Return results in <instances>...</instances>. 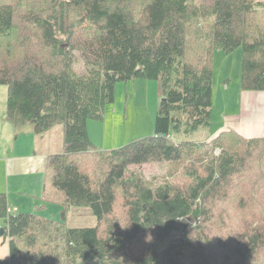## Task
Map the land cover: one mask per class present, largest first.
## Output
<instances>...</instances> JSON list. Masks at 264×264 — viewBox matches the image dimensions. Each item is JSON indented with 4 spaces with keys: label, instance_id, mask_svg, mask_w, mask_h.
<instances>
[{
    "label": "trees",
    "instance_id": "16d2710c",
    "mask_svg": "<svg viewBox=\"0 0 264 264\" xmlns=\"http://www.w3.org/2000/svg\"><path fill=\"white\" fill-rule=\"evenodd\" d=\"M12 1L0 5L6 120L17 133L31 128L40 136L64 126L63 153L48 159L44 192L63 209L58 221L14 213L1 194L10 258L0 264H259L264 227L228 239L205 229L197 240L192 235L213 216L211 203L236 178H248L253 155L264 154V137L235 129L189 137L211 130L218 50L241 49V89L264 91V0H60L49 14ZM195 39L204 47L199 63L187 61ZM142 79L161 85L154 136L97 148L88 122L103 121L118 82ZM229 140L243 149H230ZM152 163L171 168L163 182L130 172ZM97 169L102 174L93 178ZM120 199L121 221L115 218ZM71 209H88L95 226L67 225ZM45 232L43 248L22 250L35 248ZM214 243L226 250L221 258L213 255Z\"/></svg>",
    "mask_w": 264,
    "mask_h": 264
},
{
    "label": "rangeland",
    "instance_id": "374dc122",
    "mask_svg": "<svg viewBox=\"0 0 264 264\" xmlns=\"http://www.w3.org/2000/svg\"><path fill=\"white\" fill-rule=\"evenodd\" d=\"M60 0H23L22 4L24 8L38 4L40 8H45L46 14H49L50 8H55ZM196 4H199L201 0H193ZM12 0H0V5H11ZM204 50L201 41L194 40L188 45V58L189 62L199 63V55ZM242 51L237 50L232 54H225L223 51L218 50L213 60L214 68V80H213V120L212 129L207 131H198L197 133L189 137L190 140H198L204 136H209L216 132L220 125L224 127L226 125L225 117L230 118L233 115H240L244 118V134L253 137H264V118L262 119L261 113L264 110V91H243L241 89L242 79ZM77 62L75 67L78 71L83 69V62L76 57ZM139 82H148L143 87ZM161 85L158 81L149 80H136L135 82H118L116 85V98L115 103L107 106L105 114H107L109 120L107 123V132L104 136V131L99 133L96 140L100 145H97L99 149L106 150L104 146L107 143V147H113L118 149L127 145L133 140L134 133L142 137H151L155 133V120L158 111V106L161 100ZM7 94L8 88L6 86H0V117L6 113L7 107ZM116 110L117 113L111 116L112 111ZM113 119V120H112ZM255 119V120H254ZM112 120V121H111ZM102 122V121H95ZM232 121V128L229 126L226 130L234 129L236 127ZM223 129L222 131H225ZM247 129V130H246ZM240 133V132H239ZM241 135V133H240ZM102 136H104L102 138ZM117 140L120 138L119 144L113 142L109 146L111 137ZM214 136L213 138H215ZM130 139V142L124 144L126 140ZM139 139V138H138ZM136 138L134 139V141ZM230 141V149L242 150L243 147L240 143L235 146L232 140ZM96 146V147H97ZM112 150V149H107ZM106 150V151H107ZM245 150V148H244ZM248 176L247 179L236 178L237 181L226 188L225 192L216 199L215 204L211 203L213 210L211 219H202L197 229L193 233V239L197 240L198 233L203 229L209 231L212 234L222 238H230L232 236H241L246 231H250L253 228L261 229L264 227V154L257 152L253 155L251 162L247 166ZM131 173L141 174L146 181L157 179L156 183L164 181V177L169 175L171 168L168 165L162 166L157 164H147L140 167H133L130 169ZM93 178H97L102 174V169H97L93 173ZM247 180H251L247 181ZM254 183H253V182ZM250 183V184H249ZM122 200H118L116 217L119 221L125 219V212L123 210ZM114 222V221H113ZM95 220L87 223L88 225L95 226ZM87 225V226H88ZM3 222L0 220V231L3 229ZM107 226V223L102 225V230ZM86 227V226H82ZM191 230V231H192ZM264 231V229H263ZM46 233V232H45ZM46 234L40 235L39 243L35 248H29L28 246H21L24 252L27 249L30 252L38 251L43 248V244L47 241ZM237 242V241H236ZM57 242L50 238V249L56 247ZM10 238L8 235H2L0 233V258H10ZM212 247V246H211ZM60 248V247H58ZM213 255L221 258L226 250L222 245L215 244L213 246ZM258 258V256H257ZM259 264H264V257L260 259Z\"/></svg>",
    "mask_w": 264,
    "mask_h": 264
},
{
    "label": "crops",
    "instance_id": "0c3cea01",
    "mask_svg": "<svg viewBox=\"0 0 264 264\" xmlns=\"http://www.w3.org/2000/svg\"><path fill=\"white\" fill-rule=\"evenodd\" d=\"M139 83L143 87L148 82ZM114 113L116 114L117 111H112L111 116ZM6 116L7 110L0 117V195H6L10 210L14 213L37 214L47 219L60 220L63 208L59 204L44 199V192L48 159L51 155L63 153L64 126L57 125L43 136L35 134L31 128H23L17 133L13 124L6 120ZM261 116L263 119L264 110ZM103 118L102 122H88V132L95 146L100 145L96 140L99 133L104 131V136H107L105 133L109 125L107 123L109 118L107 114ZM225 119L226 125L224 127L220 125L216 132L209 135L210 138L229 126L232 128V121L236 126L233 128L239 131L242 136L252 138V136L244 134V118L242 116L233 115L230 118L225 117ZM133 136L131 138L133 141L135 138L136 140L141 139L135 133ZM119 141L120 138L116 140L112 136L108 145L111 146L110 144L113 142L119 144ZM127 142H130V139L126 140L124 144ZM106 144L105 142L101 146H104L106 150L113 149V147H107ZM66 217L68 218L67 225L73 227L87 226V223L93 222L94 218L88 209H71Z\"/></svg>",
    "mask_w": 264,
    "mask_h": 264
},
{
    "label": "water",
    "instance_id": "95a60500",
    "mask_svg": "<svg viewBox=\"0 0 264 264\" xmlns=\"http://www.w3.org/2000/svg\"><path fill=\"white\" fill-rule=\"evenodd\" d=\"M0 233L3 235L4 234V230L0 231Z\"/></svg>",
    "mask_w": 264,
    "mask_h": 264
}]
</instances>
